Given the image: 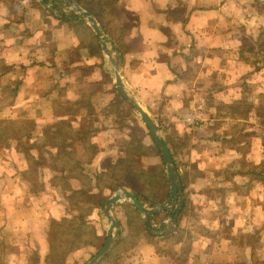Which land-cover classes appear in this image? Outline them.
<instances>
[{"label": "crops", "instance_id": "0c3cea01", "mask_svg": "<svg viewBox=\"0 0 264 264\" xmlns=\"http://www.w3.org/2000/svg\"><path fill=\"white\" fill-rule=\"evenodd\" d=\"M44 3L0 0V99L10 100H1L0 121L15 120L19 125L26 122L31 127L17 141L0 146V264H47L45 258L53 252V242L44 240V233L51 236L54 226L64 221L56 208L51 212L52 203L63 206L61 214L66 219L80 213L87 231L91 229L94 238H103L104 242L108 225L101 206L114 190L127 187L141 200L128 182L117 180V170L125 162L136 168H149L151 163L140 165L138 161L153 154L160 156L164 168L158 149L157 153L151 150L144 155L136 149L139 130L143 131L145 145L150 143L149 138L154 141L139 113L117 90L115 71L126 91L158 124L163 136L178 123L180 128L187 129L203 126L200 104L191 106L201 86L205 87V95H199L198 100H208L210 94L228 87L217 85L218 75L226 73L218 65V54L226 48L219 45L217 31L223 0H112L105 6L107 17L96 19L117 46L118 55L109 45L107 54L90 25L71 9H59L58 2L52 0ZM210 78H214L213 82L207 85ZM8 90H12L13 97L8 96ZM169 119L177 122L167 126L165 121ZM145 132L149 137L144 136ZM227 138L217 136L211 140ZM61 149L76 156L75 162L66 163L68 169L78 171L74 172L76 178L69 177L67 188L52 185L48 166L45 167L46 154ZM133 158L135 163L130 161ZM173 158L175 161L174 155ZM176 161L182 186H186L181 208L158 211L155 220L151 215L150 221L159 227L154 232L131 203H116L113 215L120 224V234L96 264L263 262L264 224L257 218L264 219V194L250 191L245 195V207L235 208L231 198L240 196L232 186L229 193L226 191L229 180L208 177L206 168L199 163L196 166L201 175L190 178L188 171L192 165L181 166ZM164 172L166 195L161 199L144 198L152 204L169 196L165 168ZM35 181L43 187L33 188ZM256 182L252 180L251 185ZM224 186L226 190L221 196L218 192ZM185 201L183 217L194 216L201 223H210L206 224L209 231L216 223L214 218H220L215 227L229 226L232 235L212 239L194 235L186 254L179 256L175 250L180 249L183 241L174 237L181 228L178 218ZM120 203L130 204L140 217L139 221L134 217L136 226L140 228L141 222L144 226L138 228L140 238L130 243L126 238L135 229L129 223L132 210L128 209V215L127 208ZM191 203L194 211L190 210ZM45 205H49V211ZM223 217H245V225L233 221L223 224ZM184 229L183 235L189 226ZM237 229L245 235L260 232L263 237L252 248L251 243H241L234 236ZM30 235L38 240L36 245L28 243ZM43 244L47 249L44 255ZM82 246L91 247L85 237L67 252L63 264H80L67 258Z\"/></svg>", "mask_w": 264, "mask_h": 264}, {"label": "rangeland", "instance_id": "374dc122", "mask_svg": "<svg viewBox=\"0 0 264 264\" xmlns=\"http://www.w3.org/2000/svg\"><path fill=\"white\" fill-rule=\"evenodd\" d=\"M76 1L82 6L78 0ZM93 2V4L96 5L95 8L98 11V17L103 18V16H106L105 13H107L108 10L105 8V0H94ZM223 3L224 6L221 8V12L217 17L219 21H221L217 26L219 29H217V31L221 40L219 45L226 48L223 53L220 51L218 54V65L219 67H223L226 73H222L224 74L222 77L218 75L219 81H217V85L227 84L228 87L225 88V90H220L217 94L215 92L210 94L211 97L208 100H198L200 99L199 95H205V87L201 86L199 92L197 91L200 94L197 93L198 96H196V100H192L191 106L196 107L200 104L199 106L204 113L202 116L204 122L203 126H192L189 129H187L188 127L180 128L179 123L175 124L177 121L172 122L173 119H169L167 122L165 121V124H167V126L170 124L175 125L172 126L173 128L169 127L164 138L170 146L174 145V149L178 152L176 155L178 160H182L185 164L187 163V166L189 164L192 165L191 169L188 171L190 178L201 175V170L196 166L197 163H199L206 168L205 174L208 177L232 180V182L230 181V184L226 186L227 190L224 186L221 187V191L218 193L221 196L225 193V190L229 193L230 187L232 186V189L239 193L238 196H240V198L237 199V196H234V199L231 198L232 202L230 203L234 204L235 208H239L241 205L245 207V195H247L245 194V188H248L246 192L248 194L250 191L264 194V185H262L261 182H256L251 185L252 181L249 180L250 185H248L246 183H249V181L246 178L250 176L242 173V171L246 169L245 160L258 163L264 159V127L262 128L260 126V117L255 115L253 110L249 111L246 116L244 115L246 107L248 106H246L245 102L251 99L254 100V104L260 103V109L264 112V0H223ZM97 15H95V17H97ZM251 47L253 49L248 51L247 49ZM257 67L259 68L258 70H256ZM253 70H256V72L254 71V73H252ZM213 79L210 78L207 85L210 81L213 82ZM209 109H211V111ZM229 112L233 116L229 114ZM237 117H242L243 120H239ZM245 133L249 135L246 143L245 135L241 136V134ZM217 136L228 138L220 141L218 139L216 142H213L211 138ZM0 157H2V155ZM130 161L135 163L134 158ZM160 161V156L158 154H153L150 157L148 156V158L139 159L138 162L140 165H143V163H151L152 166L149 165V168L156 171L158 166L161 165ZM216 170H220V172L218 173ZM236 171H239L240 174H235ZM117 172H120L119 174L122 175L123 178L126 176V173L130 177H133V174L124 170V168L118 169ZM135 177L138 178L136 175ZM160 182L162 181L161 178L158 177V174L155 175V178L152 180L150 179V181H147L146 189L150 196L156 198L162 196L161 193L163 189ZM90 199L93 203H96L93 197H90ZM153 204L150 205L146 203V206L152 207ZM251 204L255 205L254 202ZM189 205L190 210L193 209L192 211H194L195 208L193 205ZM208 207L210 206H207L206 209H210ZM51 208V212L56 208L57 213H60L58 217L62 218V220L66 219V215L64 216L61 214V208H63L61 204L58 205L57 203V205H55L52 203ZM45 209L49 211V205H45ZM223 218V224H226V222L231 224L233 221V223L237 225H245V217ZM194 219L200 221V218L196 219L193 216L187 218V222L190 220L195 221ZM218 219L220 218H214L216 223L213 225V229H215L213 232L215 233L221 230L220 227L218 230L216 229L217 227H215L219 221ZM257 219L263 224L264 219ZM59 221L60 220H57L58 223ZM130 224L135 225L131 227L135 229L131 233V236L126 238L128 243L134 241L136 238L139 239L141 236V231H138L139 227L136 226V222L132 217H130ZM206 224L209 225L210 223ZM57 228L58 224L54 226L55 233L49 237L44 233L43 239L47 242L50 240L51 243L53 242L54 244ZM139 229H141V227ZM94 230H96V228H94ZM199 232H202L201 229ZM85 237L91 247L87 248V246H82L78 250H74L67 260L84 264L100 249L92 232L91 235L86 234ZM37 242L38 240L33 238L32 235L28 237V243L36 245L35 243ZM46 250L45 244H43V248L41 249L43 255ZM114 256L115 255H113V258ZM109 257H111V254Z\"/></svg>", "mask_w": 264, "mask_h": 264}, {"label": "trees", "instance_id": "16d2710c", "mask_svg": "<svg viewBox=\"0 0 264 264\" xmlns=\"http://www.w3.org/2000/svg\"><path fill=\"white\" fill-rule=\"evenodd\" d=\"M78 1L82 4V6L89 9L90 11H92L93 14L97 15L98 11L95 8L96 5L93 4L94 0H87V1L78 0ZM83 1H85V2H83ZM111 2H112V0H105V6L108 3L111 4ZM97 17H98V15H97ZM82 23H84V22H82ZM252 49L253 48L251 47V48H248L247 50L250 51ZM258 69L259 68L257 67L256 70H258ZM256 70H253L252 73H254V71L256 72ZM245 85H246V83H245ZM10 92H12V90L7 91L8 96H11ZM11 97H13V96H11ZM1 100H3L4 102L10 101V100H4V98L0 99V110L3 107ZM261 100H262V98H261ZM253 101L254 100L251 99L250 101L245 102L246 106L247 105L248 106L246 107L244 115L246 116L249 111L253 110L255 115L260 117L259 123H260V126L263 128L264 127V112H262V110L260 109V107H261V105H259L260 103L254 104ZM229 114H231V113L229 112ZM237 118H239V120H243L242 117H237ZM30 128L31 127L26 122H21L19 125L18 121H15V120H4V121L1 120L0 121V146H2L3 143L7 144L10 141H17L18 139H20L19 138L20 135L23 136L24 133L29 132ZM141 131L142 130H139V132H138V134L140 136H139L138 141L136 142L137 143L135 146L136 149L142 153H144V152L148 153L151 150H153L154 152L157 153V147L152 142V140L150 138H149L150 143L148 145H145L143 143V141H142V135H143L142 132L143 131L142 132ZM244 135H245V143H246L249 135L247 133L241 134V136H244ZM144 136L149 137V133L145 132ZM90 146H91V150H93L94 146L92 144ZM169 147L171 149L172 154L175 156V161L177 160L176 161L177 165H181V166L184 165L185 163L182 160L177 159L176 155L178 152L176 149H174L175 148L174 145H171V146L169 145ZM92 153H93V151L90 152V156L92 155ZM75 157L76 156L74 155V153L67 154L65 149H61L58 152L49 151L46 154V164H45L46 166L45 167L48 166L47 169H48V172L50 174V182L52 183V185H58V186H61L62 188H67L69 186L68 182H67L69 177L76 178V174L78 173V171L76 172V170L68 169L66 167L67 161H74L75 162ZM124 167H123L124 170L131 172V174H133L134 178L130 177L126 173V176L124 178L122 177V175L118 174L116 176L117 180H119V182L120 181L126 182V183L128 182L127 185H129L135 191L138 192L141 200H143L146 203H149L150 205L152 204L151 200L144 199V198L150 196L148 194L149 192L146 189V183H147V181H150V179L152 180L153 178H155V175H157V174H158V177L161 178L162 182H160V185L163 189V191L161 193L163 196L160 197V199L166 195L167 181H166V174L164 172V168H163L162 163L160 166H158L156 171L153 170L152 168H142V169H140L139 167L136 168V167H134V165L130 164L129 162H125ZM245 168H246L245 171H242V173L250 176L249 177L250 181L256 180L258 182H261L262 185H264V159L258 163H252L248 160L247 161L245 160ZM216 171L218 173L220 172V170H216ZM74 172H76V174H74ZM235 174H240V172L236 171ZM135 175L138 178H136ZM222 179L225 180V178H222ZM227 180L232 182V180H230V179H227ZM250 181H249V183H246V184L250 185ZM182 183H183V181H182ZM37 187H43V184L41 185V183L38 181L33 182V188H37ZM185 187L186 186L183 184V188H185ZM220 189H221V187H220ZM245 190L247 192L248 188H245ZM79 191H80L79 189L76 190L77 194H79V197H81L82 194ZM246 192H245V194H248ZM185 203H186V201L183 204V207L179 213V218H178V223H179V226H181V228L179 229V233H177V235H175V237H174V239H176V241H180V240L183 241L180 249H177L178 251L175 250V253L179 254V256H184L186 254V252L188 251V248H189L188 245L191 242V240L193 239L194 235H202V236L205 235L210 239H212L214 237H218L221 234H223L225 236L232 235L231 228L229 226L222 227L220 231L215 233V232H213V231H215V229H210V231H209L206 223H201V221L196 222V221L190 220L189 222H187V218L183 217L185 209H186ZM120 205H123L124 208L125 207L127 208V214L128 215H129L128 209L130 210V212L132 210V215L129 216V223H130V217H132V218L135 217L138 221L140 220L139 214L130 204L120 203ZM157 216H158L157 213L154 214L153 219ZM191 217H193V216H191ZM135 218H134V220H135ZM184 221H185V224H184ZM181 224L184 226H189V229L187 230V234H184L185 236L183 235V232L186 231V229H184V226L182 228ZM263 224H264V220H263ZM140 225L142 226V228H144L142 222L140 223ZM200 229L202 231L201 233L199 232ZM216 229L218 230L219 227H217ZM86 234L91 235V229L87 231V227H86L85 223L83 222L82 216L80 213H79V215L74 216L73 218H67L64 221H61L58 224L57 232L55 235V242L53 244L54 250L52 253H48V255L45 258L47 264H63L64 259H65V255L67 254V252H69L73 249V244L74 245L79 244L81 239L83 237H85ZM261 235H262V233H260V232L245 235V233L241 232L239 229H237L235 231V234H234L235 237L239 238L241 243H245V242L251 243L252 248L255 245V243L260 242V239H262V237H263ZM232 238L234 239V237H232ZM244 238H245V242H244ZM247 238H248V240H247ZM95 240L98 242V246L100 247L103 243V238L101 239L100 237L96 236ZM260 262L261 263L256 261V264H264V261L263 262L260 261Z\"/></svg>", "mask_w": 264, "mask_h": 264}, {"label": "water", "instance_id": "95a60500", "mask_svg": "<svg viewBox=\"0 0 264 264\" xmlns=\"http://www.w3.org/2000/svg\"><path fill=\"white\" fill-rule=\"evenodd\" d=\"M39 1L44 5L45 4L44 2L49 0H39ZM52 1L58 2L57 8L59 9H63L65 7L69 8L76 14L77 18L84 19L94 31L95 35L99 40V43L101 44L103 50L107 54H109L108 45L117 53V55L119 54L117 46L112 41V39L102 30L96 17L91 12L83 8L76 0H52ZM115 80L117 83V90L119 91L121 96L131 103L133 108L141 116L142 120L144 121L150 132L154 144L156 145L158 152L163 160L164 168L167 173L168 181L170 185V193L169 196L163 202L161 203L154 202L152 207H147L138 198L136 192L124 186L117 187L114 190L112 196H110L101 206L102 217L105 223L108 225L103 245L84 264H96L104 255H106V253L109 251L111 246L119 237L120 224L113 215V207L116 203L118 202L131 203L135 207V209L140 213L141 218L146 224V226L150 230L156 232L159 227L154 225L150 221V216L164 209L173 210V208L175 207L176 210H179L181 208L184 197L183 186H182L179 170L175 164L173 155L165 141V138L158 127V124L142 108V106H140V104L136 101V99L126 91L123 82L121 80V77L119 76L117 71H115Z\"/></svg>", "mask_w": 264, "mask_h": 264}]
</instances>
